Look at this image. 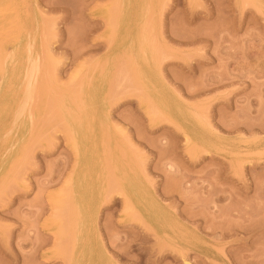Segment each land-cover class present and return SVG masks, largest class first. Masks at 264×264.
Instances as JSON below:
<instances>
[{
    "label": "rangeland",
    "instance_id": "1",
    "mask_svg": "<svg viewBox=\"0 0 264 264\" xmlns=\"http://www.w3.org/2000/svg\"><path fill=\"white\" fill-rule=\"evenodd\" d=\"M0 30V264H264V0H0Z\"/></svg>",
    "mask_w": 264,
    "mask_h": 264
},
{
    "label": "bare ground",
    "instance_id": "2",
    "mask_svg": "<svg viewBox=\"0 0 264 264\" xmlns=\"http://www.w3.org/2000/svg\"><path fill=\"white\" fill-rule=\"evenodd\" d=\"M12 1H13V0H12ZM11 3H12V2H11ZM11 3H10V4H11ZM14 3H15V2H14ZM13 6H14V5H13ZM13 6H12V7H13ZM3 15H4V14H3ZM5 27H6V26H5ZM3 28H4V27H3ZM0 31H1V30H0ZM2 32H3V31H2ZM0 33H1V32H0ZM3 36H4V35H3ZM17 65H18V63H17ZM9 86H10V85H9ZM9 86H8V87H9ZM8 89H10V87H9ZM8 89H7V90H8ZM20 110H21V109H20ZM185 263H186V262H185ZM186 264H187V263H186Z\"/></svg>",
    "mask_w": 264,
    "mask_h": 264
}]
</instances>
